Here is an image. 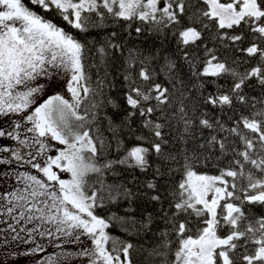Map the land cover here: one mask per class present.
Returning <instances> with one entry per match:
<instances>
[{"label": "snow or ice", "instance_id": "snow-or-ice-1", "mask_svg": "<svg viewBox=\"0 0 264 264\" xmlns=\"http://www.w3.org/2000/svg\"><path fill=\"white\" fill-rule=\"evenodd\" d=\"M30 4L0 0V117L23 113L12 121L10 131L0 126V137L34 151L0 146V153H10L0 157V166L23 160L37 174L0 173L15 176L23 185L0 194V209H6L17 227L39 221L55 231L38 227L17 231L9 224L15 233L12 240L29 245L9 256L15 260L43 252L37 234L75 240L83 235L92 246L76 255L87 264H133L137 246L110 234L118 227L151 241L139 248L146 262L264 264V107L254 110L257 102H250L244 91L253 80L264 89V0H30ZM109 19L123 23L125 35L113 31L106 36L96 48L101 61L106 62L109 52L114 59L127 49L124 88L115 98L105 94L106 87L115 86L106 77L93 84L85 64L89 42L77 38ZM134 24L136 37L145 31L165 38L172 33L197 80L192 87L204 89L207 78L230 76L229 87L218 86L207 95L201 92L190 109L188 86L175 61L165 58L162 66L169 87L156 82L148 58L127 48ZM208 40L256 64L241 72V61L221 60L216 48L205 43ZM189 48L202 50L204 56L191 55ZM57 78L67 96L55 92L42 99L49 82ZM201 101L221 112L234 113L237 107L242 111L228 126L204 112L197 116ZM104 109L111 115L106 112L102 117ZM104 120L111 138L103 134ZM22 127L33 134L31 138H21L17 130ZM125 128L133 139L122 138ZM113 143L116 157L110 159L106 153L113 151ZM53 151L55 155L48 154ZM38 157H45L43 163ZM197 164H211L216 174L197 171ZM117 168L132 173L131 181L108 183L109 173L119 179ZM137 172L145 176L143 181ZM177 172L179 182L173 179L169 184ZM120 201L127 204L123 214H98V209ZM21 232L27 236L21 237Z\"/></svg>", "mask_w": 264, "mask_h": 264}, {"label": "trees", "instance_id": "trees-1", "mask_svg": "<svg viewBox=\"0 0 264 264\" xmlns=\"http://www.w3.org/2000/svg\"><path fill=\"white\" fill-rule=\"evenodd\" d=\"M26 5L32 7L30 4V0H24ZM39 11L38 9H36ZM125 25L123 23H116L111 21V19L104 21V26L101 28H89L87 33H79L77 35L78 39L87 40L88 49L86 50V71L90 76L93 84L97 81L98 78H105L110 84H114V87H106L104 89L106 95H111L113 98L122 95V89L124 88V81H123V73H124V59L127 56V49L123 56L119 53L116 54V57L113 59L111 58V53L109 52V57L106 58V62H102L100 55L96 52V48L103 43L104 39L108 34L115 31L120 33L122 36L125 35L124 33ZM134 27L132 30V36L127 38V48H134L137 50L142 57L148 58L147 66L150 71H155L157 73L156 82L158 83H165L166 86L167 81L169 79L168 73L162 70V66L165 63V58H169L177 63L180 69V73L185 80V84L188 86V91L186 95L189 97L187 103L189 108L191 109L193 103L199 100L201 92L204 95H207L210 92H214L218 86H222L225 90L229 87L231 83L230 76H223L220 78H207L209 80L208 83L205 84L204 89H200L197 87H192L193 84L197 83L196 78L192 77L191 72L189 71L188 64L182 59L183 57V49L178 46L177 40L173 37L172 33L169 32L167 37L158 36L155 34H151L148 31H145L140 37H136L134 32ZM73 34H76V30H72ZM93 42H95L93 44ZM208 47L216 48L217 55L221 60H228L230 63L231 61L238 59L242 63H240L238 70L243 72L249 66H254L256 64L255 60L249 61L247 57L241 55L240 53H233L232 49L225 50L222 47H219L211 40L206 41ZM246 46V44L244 45ZM203 48V44L201 45ZM189 53L193 56L203 57L204 52L202 50H194L193 48L188 49ZM138 70V69H137ZM212 80H215V84L211 83ZM245 93L249 97V101L255 100L256 108L254 110H259V108L264 107L260 101H264V89H261L255 80L251 81V85L248 88L244 89ZM199 111L196 112V115L199 116L201 112L207 113L210 118L213 119H220L225 122L228 126L232 124V117L239 116L241 114L242 108L237 107L235 112L228 111L225 109L224 112H221L219 109H212L209 107H204L202 105V101L200 104L197 105ZM244 114H247V107L243 109ZM111 115V111L109 109H104L100 112V115L103 117L105 113ZM155 118V117H153ZM139 121V118H138ZM175 123V122H173ZM100 126V125H96ZM107 120L103 121L102 131L106 138H111L110 132L106 130ZM134 125V127H137ZM6 129V128H5ZM146 131V130H145ZM129 130L127 128L123 129L121 136L123 139L131 140L133 137H129L128 135ZM166 135H170L169 130L165 128ZM139 134V133H137ZM207 135V133H205ZM108 158L114 159L116 157L115 153V145L113 143V151L110 153H106ZM226 163V161H225ZM223 166V165H221ZM196 169L202 173L208 174H216V168L213 167L211 164H197ZM116 173L119 174V179L113 173L108 174V183L112 182H121V181H131L132 173L122 171L121 168L116 169ZM138 176L140 181L145 179V176L139 174L138 172L135 173ZM148 176H151V171H149ZM180 173H176L173 178L168 179V183L171 184L173 179L175 182H179L180 180ZM92 180H95V177H91ZM135 191V188L133 189ZM139 204H143L142 201H138ZM127 208V204L124 201L118 202L117 205H110L103 210H97L99 215H110L111 212H117L118 214H123L125 209ZM142 211V207L136 208V215L139 216ZM110 234L113 237H117L120 240L128 241L133 243L137 246L136 250L133 251L132 260L133 264H158V261L155 262H146L143 260L142 253L139 251L140 245L144 244L148 246L151 241L147 238L141 236L131 235L129 233L122 232L118 227H113L110 229ZM174 247V246H173Z\"/></svg>", "mask_w": 264, "mask_h": 264}, {"label": "rangeland", "instance_id": "rangeland-1", "mask_svg": "<svg viewBox=\"0 0 264 264\" xmlns=\"http://www.w3.org/2000/svg\"><path fill=\"white\" fill-rule=\"evenodd\" d=\"M40 82L44 83L45 81L41 80ZM49 84L50 86L47 88L42 99L47 98L48 95L55 92H61L67 96L59 78L50 81ZM22 115L23 113L9 114L7 119L4 118L0 121V126H6V129L10 131L12 121L19 119ZM21 124L27 125V127L31 126L30 124H27L26 121H21ZM17 131L20 133L21 138H24V136L31 138L33 135L31 133H27L23 127ZM0 146L21 147L18 145V142L10 140L7 136L0 137ZM21 151L23 153H30L34 151V149L21 147ZM48 154L55 155V152H49ZM4 155H8L10 157V153H0V157ZM28 158L29 157L26 155L25 159ZM44 159L45 157H38V161L40 163H43ZM11 171H15L16 173L28 172L30 174H37V171L31 168L30 165L25 164L23 160L20 162L12 160L10 164L0 166V173ZM61 175L64 178H68L67 174ZM20 187H23V185L16 180L15 176L5 177L0 175V194L18 190ZM7 203V201H4L5 205H7ZM9 224L13 227H17V222L7 214L6 209H0V264H43V262L48 261L49 259H51L54 264H87V260L85 258L76 255V253L80 252L83 248L92 246L90 239L83 235L80 236L79 240H75L74 237H62L57 235L55 238H49L47 235L40 237L37 234L35 237L36 242L43 247L44 251L37 252L36 254L28 257H16L15 260H13V258L9 256V253L16 250H25L29 247V245H22L19 241L12 240V236L15 233L11 232L8 227ZM20 227L26 229L38 227L40 230L45 232L48 230H52L53 232L55 231L53 226L39 221H34L32 223L22 222L19 227H17V231H19ZM20 235L21 237H26L27 233L21 232Z\"/></svg>", "mask_w": 264, "mask_h": 264}, {"label": "flooded vegetation", "instance_id": "flooded-vegetation-1", "mask_svg": "<svg viewBox=\"0 0 264 264\" xmlns=\"http://www.w3.org/2000/svg\"><path fill=\"white\" fill-rule=\"evenodd\" d=\"M4 119V117H0V121H2ZM4 128H6V126H3Z\"/></svg>", "mask_w": 264, "mask_h": 264}]
</instances>
